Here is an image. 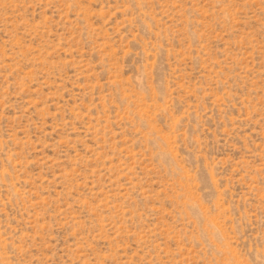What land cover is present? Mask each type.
<instances>
[{"label": "rangeland", "instance_id": "obj_1", "mask_svg": "<svg viewBox=\"0 0 264 264\" xmlns=\"http://www.w3.org/2000/svg\"><path fill=\"white\" fill-rule=\"evenodd\" d=\"M0 264H264V0H0Z\"/></svg>", "mask_w": 264, "mask_h": 264}]
</instances>
